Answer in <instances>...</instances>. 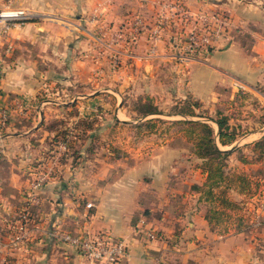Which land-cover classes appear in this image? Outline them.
<instances>
[{"label": "crops", "instance_id": "obj_1", "mask_svg": "<svg viewBox=\"0 0 264 264\" xmlns=\"http://www.w3.org/2000/svg\"><path fill=\"white\" fill-rule=\"evenodd\" d=\"M50 1L58 0H19L24 7L36 10L33 15L58 14L63 10L62 7L49 10L46 6H52ZM223 5L236 19L235 11L241 7L234 0L217 3L202 0L197 9ZM253 16L244 14L238 20H250ZM128 17L124 18L129 21ZM136 17L144 18L142 14ZM42 19L30 20L22 29L14 31L18 39L8 37L5 41L0 35V109L6 113L5 118L0 119V264H92L51 236L55 230L75 233L85 228L105 230L115 238L128 241V257L120 264H264V207L260 204L261 207L255 209L258 217L251 228L224 234L216 232L205 219V202L199 200V193L192 188L194 184H202L203 175L200 180L179 183L182 169L177 159L188 155L185 148L170 145V140L149 159L136 158L131 165L124 162L118 174L106 179L102 185H95L88 195H77V184L71 187L74 180L80 178L81 171L58 166L53 173L42 171L48 161L45 154L48 132L43 127L48 110H57L64 105L80 109L79 93L66 103L58 101V97L56 100L46 98L39 103L33 101L35 93L39 92L33 82L27 86L26 80L46 77V72L37 74L34 65L52 57L48 54L51 42L58 44L54 48L58 54L65 36L63 26ZM129 34L124 39V64L142 68L143 72L155 69L164 58L142 57L146 50L144 38L136 39L137 48L133 50L131 41L134 39L131 40ZM166 39L158 43L161 54L171 49L172 40L175 44V34L171 33L169 41ZM24 43H30V64L22 50ZM236 44L233 36L231 42L222 43L185 67L175 66L178 79L186 80L188 93L193 98L203 104L232 100L245 86L250 88L248 82L259 81L248 79L254 63L245 58ZM253 49L256 51L253 58L259 64L264 59V45H256ZM36 50L42 51L32 52ZM26 64L30 65L27 69ZM53 92L51 94H59L58 89ZM40 174L49 177L43 188L36 192L41 210L34 211L33 204L27 207L32 213V221L27 225L25 237L13 244L11 241L18 233L17 209L35 200L30 185ZM146 176L151 178L150 181H145ZM59 179L66 185L58 184ZM67 186L72 189L71 195ZM84 196L87 199L81 203ZM88 202L93 205L90 210L85 206ZM140 227L160 232L161 238L145 245L137 232Z\"/></svg>", "mask_w": 264, "mask_h": 264}, {"label": "rangeland", "instance_id": "obj_2", "mask_svg": "<svg viewBox=\"0 0 264 264\" xmlns=\"http://www.w3.org/2000/svg\"><path fill=\"white\" fill-rule=\"evenodd\" d=\"M167 1L175 0H58L50 1L49 5L52 6L46 7L49 10L62 7L63 10H59L58 14L39 16L33 15L36 10L24 7L19 0H0V13H23L20 18L0 22V35L4 39H18L14 31L22 29L26 22L33 19L43 18L42 21L61 25L65 30L63 48H58V54L54 50L58 44L50 43L48 54L53 60L48 58L42 64L34 65L37 74L46 72V77L26 80L27 86L33 82L32 85L39 92L35 93L33 99L36 103L46 98L56 100L57 97L58 101L66 103L80 94V109L64 105L57 110H48L43 123L44 130L48 132L45 139L48 161L42 171L53 173L57 166L81 171L80 178H76L71 187L77 184V195H88L95 185L104 184L106 179L123 168L124 162L131 165L136 158L149 159L159 153L162 144L170 140V145L185 148L184 152L188 155L178 156L177 159L182 169L179 183L183 185L189 180H200V175H203L199 168L201 161L192 153V144L178 131V125L169 126V122L185 118L204 120L203 116L215 118L219 110L227 116L237 134L236 141L224 147H236L226 161V172L242 173L250 181L248 190L242 192L240 188L234 187L228 192L230 198L241 207L237 214V211H229L230 215H235L231 216L232 224L228 228L230 231L234 228L243 231L254 225L258 217L255 209L264 203V59L256 64L253 58L256 54L253 47L264 45V0H234L241 7L235 11L236 19L227 6H215L224 8L230 16L229 42L234 36L242 54L248 57L250 63H254L248 79L257 78L259 81L248 82L250 88L245 86L234 99L213 104H203L188 93L186 80H179L174 71V62L161 59L155 69L146 72L142 68H130V63L124 64L122 58L125 56L122 53L125 44L122 39L128 36L123 33L124 25L131 23L139 14L144 16L145 21L153 22L162 4ZM179 1L186 2L194 11L198 10V4L202 2ZM213 1L217 3L222 0ZM209 7L206 9H215L214 6ZM244 14L254 16L250 20H238ZM126 15L130 16L129 21L124 18ZM135 45L136 41L131 43L133 50L137 48ZM21 46L29 63L30 43ZM41 51L32 52L38 54ZM29 64H26V69L30 67ZM20 66L23 71L24 65ZM56 89L59 94H51L52 90L56 93ZM188 101L200 103L196 113L202 117L173 114L174 110H182ZM149 109L159 113L141 117L142 112ZM151 118L165 122L157 124L154 127L156 130L150 129L148 125L137 126L141 121ZM207 122L216 127L211 121ZM260 139L263 140L262 145L254 149L253 143ZM41 176L36 175L30 182L34 183ZM48 178L45 177L37 189L30 188L33 197L39 198L36 192L43 188ZM150 179L145 177L146 182ZM65 183L63 179L58 180L60 185ZM66 188L71 195L70 186ZM86 199L84 196L80 202L85 203ZM32 204L36 208L34 211L41 210L40 200L36 199L31 204L19 206L18 215ZM239 215L244 216L243 221ZM223 227L214 226L213 229L219 232Z\"/></svg>", "mask_w": 264, "mask_h": 264}, {"label": "built area", "instance_id": "obj_3", "mask_svg": "<svg viewBox=\"0 0 264 264\" xmlns=\"http://www.w3.org/2000/svg\"><path fill=\"white\" fill-rule=\"evenodd\" d=\"M21 11H7L0 13V22L22 17ZM231 19L224 8L198 9L191 11L179 0L167 1L162 4L156 19L149 23L143 18L137 17L131 23L123 27V33L131 35V43L138 37H143L146 42V50L141 55L145 58L163 57L165 61L174 62L180 69L188 63L202 58L211 49L229 41ZM171 33L175 34V44H169L170 50L160 53L158 43L164 39L167 41ZM125 36L122 41H124ZM129 54V57H133ZM6 113L0 109V119H4ZM45 180L39 177L30 188L37 189ZM36 200V197H33ZM34 200V201H35ZM86 208L91 209L92 203H86ZM264 207V203L261 204ZM32 213L26 207L19 215L18 233L12 239V243L25 237L27 225L32 221ZM257 223V222H256ZM138 234L145 245L157 241L160 237L155 230L140 227ZM51 236L67 244L80 256L92 264H120L128 257L129 243L125 239L115 238L105 230L81 229L72 233L55 230Z\"/></svg>", "mask_w": 264, "mask_h": 264}, {"label": "trees", "instance_id": "obj_4", "mask_svg": "<svg viewBox=\"0 0 264 264\" xmlns=\"http://www.w3.org/2000/svg\"><path fill=\"white\" fill-rule=\"evenodd\" d=\"M197 101H188L182 110L173 111L174 115L185 117H198L196 109L200 107ZM159 113L155 109H149L142 112L141 117H146L149 114ZM202 117V116H201ZM204 120L197 119H179L169 122V126L178 125L179 132L192 144V153L201 161L199 166L201 173L204 176V181L201 185H193V190L199 193V200L209 205L206 209L205 219L210 227L224 226L219 233H228V228L231 222L229 211H241L239 203L231 199L228 192L235 188H240L242 192L248 190L250 181L246 175L242 173L226 172V161L229 155L236 150V147L225 149L224 147L231 146L237 139L235 128L228 122L226 115H223L219 110L216 117L203 116ZM207 121H211L216 129ZM162 119H146L139 123V127L148 125L150 129L156 130L154 127L159 123H164ZM154 128V129H153ZM150 130V131H152ZM253 143L254 149L260 147L263 140ZM243 221L244 216H238ZM239 229V228H238ZM235 229L236 231H241ZM161 238V233L158 232Z\"/></svg>", "mask_w": 264, "mask_h": 264}]
</instances>
